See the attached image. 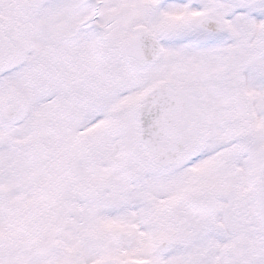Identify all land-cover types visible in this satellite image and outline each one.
<instances>
[{
  "label": "snow or ice",
  "instance_id": "1",
  "mask_svg": "<svg viewBox=\"0 0 264 264\" xmlns=\"http://www.w3.org/2000/svg\"><path fill=\"white\" fill-rule=\"evenodd\" d=\"M0 264H264V0H0Z\"/></svg>",
  "mask_w": 264,
  "mask_h": 264
}]
</instances>
